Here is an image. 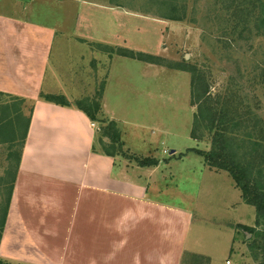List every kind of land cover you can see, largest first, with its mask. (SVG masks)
<instances>
[{
    "label": "rangeland",
    "instance_id": "rangeland-1",
    "mask_svg": "<svg viewBox=\"0 0 264 264\" xmlns=\"http://www.w3.org/2000/svg\"><path fill=\"white\" fill-rule=\"evenodd\" d=\"M89 1L149 19L141 21L144 23L141 34L145 43L154 44L159 40L157 52L147 51L158 58V64L116 55L120 52L116 48L129 49L125 46L103 44L108 47H98L94 42L58 36L40 93L63 96L69 103L84 102L95 98L105 81V104L115 111L113 119L119 123L121 140L132 152L158 158L166 164L161 168L163 176L158 179L160 188L164 187L166 201L173 205L180 203L191 210L182 262L189 258L198 264H226L227 261L259 264L249 248L252 236L237 228V225L254 227V208L243 203L240 191L226 172L207 169L202 159L188 150H211V134L207 131L200 132L201 142L190 137L197 112L192 104V79L193 74L199 72L207 80L214 102L219 100L218 109L225 107L229 118L240 123L236 135L261 136L259 131L264 128V30H259L264 14L261 5L256 0H178L179 5L186 7V17L173 22L158 19L160 14H165L159 4L165 0ZM27 2L17 0L13 6L22 10ZM33 2L31 9L37 11L31 16L34 19H40V10H43L50 16L55 14L45 21L54 24V20L60 18L63 24L69 25L64 12L65 0ZM150 20L165 23H160L161 29H155ZM245 27L248 31L241 35ZM157 30H162V34ZM131 32L130 29L127 34L132 36ZM110 47L116 50L111 59ZM8 102L12 103L11 110L20 111L21 120L29 117L32 102ZM13 114L15 111H0V121L6 124L3 120L13 118ZM19 130H23V125L18 126L15 141L10 143L6 141L13 137L0 133V178L4 182L9 181L7 154L19 150ZM0 259L8 264H24L4 253H0Z\"/></svg>",
    "mask_w": 264,
    "mask_h": 264
},
{
    "label": "crops",
    "instance_id": "crops-1",
    "mask_svg": "<svg viewBox=\"0 0 264 264\" xmlns=\"http://www.w3.org/2000/svg\"><path fill=\"white\" fill-rule=\"evenodd\" d=\"M13 3L0 0V93L32 102L33 110L0 253L24 264H181L192 216L166 201L158 181L166 164L156 158V167H139L92 151L97 123L74 106L38 99L58 36L153 55L147 51L157 52L159 40L145 43L141 34V21L149 19L98 1L65 0L69 25L60 18L52 24L45 20L55 14L31 17L33 0L22 10ZM150 21L155 29L165 23ZM105 90L102 111L115 121Z\"/></svg>",
    "mask_w": 264,
    "mask_h": 264
},
{
    "label": "trees",
    "instance_id": "trees-1",
    "mask_svg": "<svg viewBox=\"0 0 264 264\" xmlns=\"http://www.w3.org/2000/svg\"><path fill=\"white\" fill-rule=\"evenodd\" d=\"M256 1L257 4L261 5L262 13L264 14V0ZM159 4L160 7L163 8L165 14H160L158 19L173 22H180L185 19L186 7L184 4L179 5L178 0H165ZM117 7L120 6L117 5ZM146 15L142 14V16ZM244 25L246 26L248 24L245 23ZM261 28L264 30V16L260 19L259 30H261ZM246 31H248V29L245 27L241 35L242 33H246ZM94 44L98 47L99 45L108 47L103 44ZM110 48L112 50L110 54L111 59L113 57L112 53L116 50L115 48ZM116 49L120 51H117L116 55L121 57L148 64H158L156 63V60H158L156 56L133 52L125 48ZM178 69L180 70L181 68ZM201 74L200 72L193 74L192 79V104L196 106L197 112L194 115V123L190 137L194 141L201 142L202 134L200 132L207 131V133L211 134V150L203 152L191 149L188 150V153L197 154L209 170L214 172H226L232 178L235 188L240 191V198L243 203L254 208V227L237 225V228L252 236V240L249 242V248L258 263L264 264V128L259 131L261 132V136L258 138H253L251 133H247L241 137L237 136L236 133L239 131L240 123H235L229 118L225 107L223 108L222 106V109H218L217 104L219 100H215L214 102L208 90L209 86L207 80L202 78ZM105 86L106 83L103 81L100 85V89L97 90L95 94V98L91 100L87 99L84 102L78 101L76 103H69L63 96L43 95L41 93L38 95V99L61 107L74 106L77 110L83 112L91 122L97 123L98 132L92 151L96 152L98 148L99 152H102L108 157L121 156L139 167H156L158 165L156 159L130 154L128 150L124 149L117 123L113 120H108L102 111L101 102ZM4 99H8V101H26L15 96L0 93V111L4 113L15 111L13 118L11 117V119L3 120L6 124L0 121V133L3 136L9 135L13 137L9 138L12 139L11 141L7 140L6 142L10 143L15 141L14 138H16L17 134H15V132L19 125H23V130H19L21 136L18 152L14 154L11 151L7 154L9 159L7 172L9 181L4 182V180L0 178V191L3 196V199L0 200V239L5 226L14 184L16 182L18 166L30 123V116L33 110L32 106L29 117L25 120H21L22 114L20 111L11 110V108H13L12 103L9 105V102L7 100L4 102ZM248 145L251 147H248ZM11 164L13 165L11 166ZM0 264H8V262L0 259ZM181 264L198 263H193L189 258L188 260L184 258Z\"/></svg>",
    "mask_w": 264,
    "mask_h": 264
},
{
    "label": "built area",
    "instance_id": "built-area-1",
    "mask_svg": "<svg viewBox=\"0 0 264 264\" xmlns=\"http://www.w3.org/2000/svg\"><path fill=\"white\" fill-rule=\"evenodd\" d=\"M93 125H94V124H93ZM93 125H92V126H93ZM226 264H230V262H229V261H227V262H226Z\"/></svg>",
    "mask_w": 264,
    "mask_h": 264
},
{
    "label": "water",
    "instance_id": "water-1",
    "mask_svg": "<svg viewBox=\"0 0 264 264\" xmlns=\"http://www.w3.org/2000/svg\"><path fill=\"white\" fill-rule=\"evenodd\" d=\"M171 153H173V151H171Z\"/></svg>",
    "mask_w": 264,
    "mask_h": 264
}]
</instances>
